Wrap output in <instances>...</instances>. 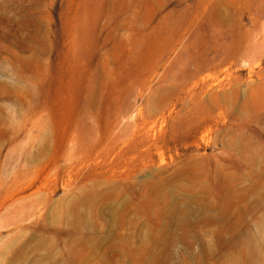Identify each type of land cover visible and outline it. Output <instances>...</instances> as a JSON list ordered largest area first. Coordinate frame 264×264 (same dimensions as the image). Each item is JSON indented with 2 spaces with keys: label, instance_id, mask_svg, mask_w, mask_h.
Here are the masks:
<instances>
[{
  "label": "rangeland",
  "instance_id": "374dc122",
  "mask_svg": "<svg viewBox=\"0 0 264 264\" xmlns=\"http://www.w3.org/2000/svg\"><path fill=\"white\" fill-rule=\"evenodd\" d=\"M0 264H264V0H0Z\"/></svg>",
  "mask_w": 264,
  "mask_h": 264
}]
</instances>
